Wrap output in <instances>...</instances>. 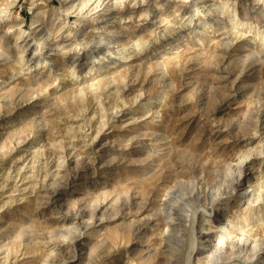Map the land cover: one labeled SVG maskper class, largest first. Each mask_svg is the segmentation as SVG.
I'll return each mask as SVG.
<instances>
[{
	"label": "rangeland",
	"instance_id": "1",
	"mask_svg": "<svg viewBox=\"0 0 264 264\" xmlns=\"http://www.w3.org/2000/svg\"><path fill=\"white\" fill-rule=\"evenodd\" d=\"M104 2L0 0V264H264V0Z\"/></svg>",
	"mask_w": 264,
	"mask_h": 264
},
{
	"label": "bare ground",
	"instance_id": "2",
	"mask_svg": "<svg viewBox=\"0 0 264 264\" xmlns=\"http://www.w3.org/2000/svg\"><path fill=\"white\" fill-rule=\"evenodd\" d=\"M107 0H105V2H106ZM104 2V3H105ZM122 2V1H121ZM87 3V2H86ZM85 3V4H86ZM90 3V2H89ZM88 3V4H89ZM100 3H101V1H100ZM110 3V2H109ZM116 3V2H115ZM222 3V2H221ZM84 4V5H85ZM96 4V3H95ZM108 4V3H107ZM97 5H98V3H97ZM104 5H106V4H104ZM223 5V4H222ZM86 6V5H85ZM109 6V5H108ZM98 7V6H97ZM199 7H201L200 5H198L197 7H195L194 9H192V11L191 12H196L197 11V8H199ZM222 7V6H221ZM81 8V7H80ZM142 9V8H141ZM83 10V9H82ZM80 12V11H79ZM96 13V12H95ZM90 14V13H89ZM145 14H147V13H145ZM85 16V15H84ZM100 17V16H99ZM156 19V18H155ZM154 26V25H153ZM63 34V33H62ZM68 36V35H67ZM75 40V39H74ZM68 41V40H67ZM67 44V43H66ZM51 45V44H50ZM68 45H70L71 46V43H68ZM47 46V45H46ZM95 46V45H94ZM93 46V47H94ZM97 46H98V43H97ZM97 46H95V48L97 47ZM111 46V45H110ZM67 47V46H66ZM65 47V48H66ZM92 47V48H93ZM109 47V46H108ZM37 48V47H36ZM60 48V47H59ZM98 49H100L99 48V46L97 47ZM103 48V47H102ZM228 48V47H227ZM90 49V48H89ZM101 51V49L99 50V52ZM114 52V51H113ZM104 53V52H103ZM109 53V52H108ZM64 54V53H63ZM44 55V54H43ZM98 56H99V54H98ZM108 56V55H107ZM103 59V58H102ZM91 60V59H90ZM74 68V67H73ZM115 116V115H114ZM86 124V123H85ZM104 127V126H103ZM100 148V147H99ZM252 151V150H251ZM250 152V151H249ZM251 153L252 152H250V153H248V154H244V156L242 157V158H240V160L235 164V165H231V164H228L227 166H226V170L225 171H218L217 173L216 172H212V173H208V174H210V176L214 179V181H213V186H215V189H213V186H211L210 184H208V183H206V185L204 184H202L201 182L200 183H198L197 185H199L198 187H196L195 186V183H196V181L195 182H193L192 184H191V186H192V197L190 198V202L193 204V206L191 207V208H193V213H191V212H189V213H191V214H193V215H191V216H194L195 214V211H196V208H197V210H198V208H208V207H205L204 206V204L206 203L205 202V200L208 198V197H211V201H212V203L214 204V202H217L216 203V205L218 204V206L220 205L219 203L223 200L222 198V196H227L229 193H232L231 191H229L228 189H230V188H233L234 190H236L237 188L236 187H239L240 185H241V176L242 175H244V173L246 172V170H248L249 169V167H252V165L254 164L253 163V160L250 158L251 157ZM235 166V167H234ZM58 168V167H57ZM208 170V169H207ZM210 170V169H209ZM213 171V170H212ZM203 176V175H202ZM245 176V175H244ZM203 178V177H202ZM201 179V178H200ZM206 179V178H205ZM243 179H245V178H243ZM249 178H246L245 180H247V182H249V180H248ZM241 180V181H240ZM178 181V180H177ZM176 181V182H177ZM181 182H183L182 180H180L179 181V184L181 183ZM186 182V181H185ZM203 182V181H202ZM208 182H210V181H208ZM211 183V182H210ZM177 184V183H176ZM181 185H183V184H181ZM185 185V184H184ZM248 185H249V183H248ZM194 186H195V188H194ZM212 187V188H211ZM191 188V187H190ZM193 189L195 190L194 192H193ZM209 189H211V191L209 190ZM242 189V190H241ZM189 190V189H188ZM190 190V191H191ZM239 190L240 191H243V188H239ZM170 192V191H169ZM173 193V192H172ZM166 194H168V193H166ZM174 194V193H173ZM188 194V193H187ZM242 194V196H245L247 199H251L252 197H253V194L254 193H252L251 194V192H249V193H246L245 191H243V192H240V194L239 195H241ZM260 194V193H259ZM167 195H165V197H166ZM258 197H260L259 195H258ZM170 198V197H169ZM173 198V197H172ZM174 199V198H173ZM253 199V198H252ZM171 201V200H170ZM208 201H209V198H208ZM253 201V200H252ZM256 201V200H255ZM254 201V202H255ZM183 202V201H182ZM257 202V201H256ZM171 203V202H170ZM175 203H176V201H175ZM211 203V204H212ZM188 204H190L189 202H188ZM208 204V203H207ZM212 204V205H213ZM42 205V204H41ZM174 205V203L172 204V206ZM181 205V204H180ZM180 205L179 204H177L175 207H172V206H168L169 208H182V207H180ZM187 204H185V206H186ZM164 206V205H163ZM209 206H210V204H209ZM166 207V206H165ZM188 207V206H187ZM212 207H214V206H212ZM210 208H211V206H210ZM184 209H186L185 207H184ZM176 210V209H175ZM174 210V212H175V214H174V219L173 218H171L172 220H173V222H172V220H171V222L169 221V225H174L175 226V220H176V222H177V220H178V223H179V220L180 221H189V215L187 214L188 212H186V214H184L185 212H183L182 214L180 213L179 214V212H176ZM187 210V209H186ZM203 210V212H201L200 210V212L202 213V215H205L206 214V210H204V209H202ZM188 211V210H187ZM173 212V213H174ZM81 213V212H80ZM83 213V212H82ZM160 213H161V211H160ZM167 214H168V211L166 212ZM199 213V212H198ZM197 214V213H196ZM200 214V213H199ZM163 215V214H162ZM196 216V215H195ZM187 217H188V219H187ZM168 219V218H167ZM187 219V220H186ZM195 219V218H194ZM193 219V220H194ZM90 220V219H89ZM88 220V221H89ZM193 220H191L190 219V221H189V223L188 222H186L188 225H190L188 228H186V227H182L184 230H187V229H194L193 228V226H192V222H194ZM192 221V222H191ZM184 223V222H183ZM183 223H181V224H183ZM93 224V223H92ZM180 224V225H181ZM91 225V224H90ZM178 225V224H177ZM179 225V226H180ZM186 225V224H185ZM182 226V225H181ZM173 227V226H172ZM196 227V226H195ZM87 228V227H86ZM139 228V227H138ZM174 228V227H173ZM202 228V227H201ZM167 229V228H166ZM178 229V228H177ZM197 229V228H196ZM184 230H182V231H184ZM173 231V230H172ZM177 231V230H176ZM180 231V230H179ZM192 231V230H191ZM201 231H204L203 229H201ZM194 232V231H193ZM193 232H191V233H193ZM175 233V232H174ZM185 233V232H184ZM202 233V232H201ZM177 233H175L174 235H176ZM194 234V233H193ZM221 234V233H220ZM242 234V233H241ZM240 234V235H241ZM170 235V234H169ZM171 235H172V233H171ZM170 235V236H171ZM178 235V234H177ZM187 235H188V233H187ZM190 235V234H189ZM225 235V234H224ZM168 236V235H167ZM182 236V235H181ZM185 236V235H184ZM191 236V235H190ZM193 236V235H192ZM222 236V235H221ZM242 236V235H241ZM189 237V236H188ZM238 237H240V236H238ZM221 238V237H220ZM168 239V238H167ZM169 239H170V237H169ZM171 239H173V238H171ZM192 239V238H191ZM208 239V238H207ZM218 239V238H217ZM216 239V240H217ZM239 239V238H238ZM237 239V240H238ZM242 239H243V237H242ZM246 239H247V237H246ZM189 240V239H188ZM187 240V241H188ZM223 240V239H222ZM245 240V239H244ZM243 240V241H244ZM248 240V239H247ZM258 240V239H257ZM256 240V241H257ZM73 241V240H72ZM174 241V240H173ZM180 241V240H179ZM224 241V240H223ZM228 241V240H227ZM230 241V240H229ZM240 241V240H239ZM251 241V240H250ZM256 241H254L255 242V245L258 243V241H257V243H256ZM64 242V241H63ZM71 242V241H70ZM176 242V241H175ZM184 242V241H183ZM191 242V241H190ZM200 242V241H199ZM216 242H218V240L216 241ZM216 242H215V244H216ZM219 242H221V240H219ZM218 242V244H217V247H219V246H221L220 245V243ZM248 242V241H247ZM262 242H264V241H262ZM49 243V242H48ZM179 243V242H178ZM232 243V242H231ZM231 243H228V244H231ZM261 243V242H260ZM167 244V243H166ZM180 244V243H179ZM194 244V243H193ZM197 244V243H196ZM207 244H209V243H207ZM221 244H222V242H221ZM239 244V243H238ZM243 244V243H242ZM250 244V243H249ZM170 245V244H169ZM223 245H225V243L223 244ZM247 245V244H246ZM59 246V245H58ZM178 246V245H177ZM203 246V245H202ZM205 246H207V245H205ZM226 246V245H225ZM171 247V246H170ZM193 247V246H192ZM215 247V246H214ZM233 247V246H232ZM245 247V246H244ZM260 247V246H259ZM54 248V247H53ZM173 248V247H172ZM177 248V247H176ZM205 248V247H204ZM208 248V247H207ZM249 248H250V246H249ZM255 248L257 249L258 247H256L255 246ZM175 249V248H174ZM191 249V248H190ZM212 249V248H211ZM216 249H218V248H216ZM220 249V248H219ZM221 249H223V248H221ZM246 249V248H245ZM260 249V248H259ZM68 250V249H67ZM214 250V249H213ZM261 250V249H260ZM259 250V251H260ZM174 251V250H173ZM194 251V250H193ZM217 250H215V252H216ZM220 251V250H219ZM172 252V251H171ZM210 252H211V250H210ZM214 252V253H215ZM225 252V251H224ZM235 252V251H234ZM255 252V251H254ZM263 252V251H262ZM169 253V252H168ZM213 253V252H212ZM213 253V254H214ZM218 253V252H217ZM228 253V252H227ZM232 253V252H231ZM236 253V252H235ZM242 253V252H241ZM240 253V254H241ZM253 253V252H252ZM251 253V254H252ZM259 253V252H258ZM210 254V253H209ZM213 254H212V256H213ZM225 253H223V255H224ZM249 254V253H248ZM53 255V254H52ZM211 255V254H210ZM209 255V256H210ZM226 255H228V254H226ZM235 255V254H234ZM238 255V254H237ZM259 255V254H258ZM177 256V255H176ZM175 256V257H176ZM203 256V255H202ZM236 256V255H235ZM239 256V255H238ZM253 255H251V257H252ZM255 256V255H254ZM253 256V257H254ZM48 257V256H47ZM175 257H173V259L175 258ZM199 257V256H198ZM206 257H207V255H206ZM226 257V256H225ZM224 257V258H225ZM229 256H227L226 258H228ZM231 257V256H230ZM237 257V256H236ZM250 257V256H249ZM219 258V257H218ZM223 258V256L221 257V259ZM241 258H243V257H241ZM240 258V259H241ZM186 259V258H185ZM190 259V258H189ZM209 259H211V258H208V260ZM247 259V258H246ZM188 260V259H187ZM204 260V259H203ZM214 260H215V258H214ZM214 260H211V262L212 261H214ZM219 260H220V258H219ZM223 260V259H222ZM230 260H231V258H230ZM180 261V260H179ZM216 261V260H215ZM187 262V261H186ZM207 262H209V261H207ZM217 262H218V260H217ZM7 263V262H6ZM172 263V262H171ZM175 263V262H174ZM173 263V264H174ZM214 263V262H213ZM213 263H210V264H213ZM220 263V262H219ZM222 263V262H221ZM168 264H170V263H168ZM189 264V263H188ZM202 264V263H201ZM204 264V263H203ZM208 264V263H207ZM217 264V263H216Z\"/></svg>",
	"mask_w": 264,
	"mask_h": 264
}]
</instances>
